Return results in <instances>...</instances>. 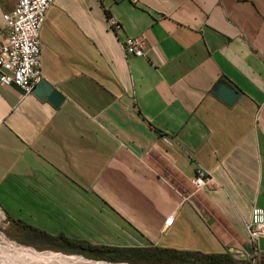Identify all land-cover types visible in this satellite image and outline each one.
Returning <instances> with one entry per match:
<instances>
[{
  "label": "crops",
  "instance_id": "1",
  "mask_svg": "<svg viewBox=\"0 0 264 264\" xmlns=\"http://www.w3.org/2000/svg\"><path fill=\"white\" fill-rule=\"evenodd\" d=\"M15 4L0 0V43ZM129 37L144 57L123 56ZM39 40L41 80L63 101L0 87L11 239L40 254L81 256L36 233L245 261V223L264 210V0H55ZM198 168L212 178L200 189ZM257 249L264 264V239Z\"/></svg>",
  "mask_w": 264,
  "mask_h": 264
},
{
  "label": "built area",
  "instance_id": "2",
  "mask_svg": "<svg viewBox=\"0 0 264 264\" xmlns=\"http://www.w3.org/2000/svg\"><path fill=\"white\" fill-rule=\"evenodd\" d=\"M15 1L14 9L2 16L6 38L0 43V87L13 85L24 93H30L41 80L39 32L46 13L55 0ZM107 21L110 27H118L114 18L108 17ZM120 49L124 57L145 56L144 41L140 37L126 38L120 44ZM211 180L210 173L198 168L193 185L200 189L206 187ZM245 229L251 250L245 254L244 259L247 264H258L257 245L260 239H264L263 209L252 207Z\"/></svg>",
  "mask_w": 264,
  "mask_h": 264
},
{
  "label": "trees",
  "instance_id": "3",
  "mask_svg": "<svg viewBox=\"0 0 264 264\" xmlns=\"http://www.w3.org/2000/svg\"><path fill=\"white\" fill-rule=\"evenodd\" d=\"M30 232L34 233V231ZM36 234L46 243L52 246L56 245L61 250L106 262H126L130 264H247L246 261L235 260L227 253L203 254L162 248L117 249L94 247L80 241L68 240L62 237L53 238L42 233Z\"/></svg>",
  "mask_w": 264,
  "mask_h": 264
},
{
  "label": "rangeland",
  "instance_id": "4",
  "mask_svg": "<svg viewBox=\"0 0 264 264\" xmlns=\"http://www.w3.org/2000/svg\"><path fill=\"white\" fill-rule=\"evenodd\" d=\"M5 227H7V226H6V223H5L4 219L3 218H0V250H1V252H0V262L2 264H10L11 263V261H9V259H8L9 258L8 256L5 257V259L3 258V260L1 259V257H4V255L2 253H5L6 252V254H9V252L7 251L8 249L14 250L13 248H11L13 246L16 247V250H14V251L16 253L19 252L21 254H24L25 252L27 253V250L28 249H32L33 251L40 250V249H36L38 247H36V248L25 247V246L22 247L23 245H19V242H21L22 240L20 238L11 239L12 236L9 235V233L7 232V230H6ZM26 248H28V249H26ZM28 251H29L28 254H31L32 256H35L37 258H43L45 260H49L53 264H64L67 261L68 262H71L72 261V259L59 260V259H55V258H47L45 256H38L35 253L31 252L30 250H28ZM50 254L51 253H49L48 255H50ZM58 256H65V257H67V256H76V255H65V254L63 255V254H59ZM7 260H8V262H7ZM81 260H83V259H81ZM87 260H89V259H87ZM83 261H85V260H83ZM73 262H75V261H73ZM86 262H88V261H86ZM104 262H106V261H104ZM106 263H109V264H117V263H114V262H106ZM118 264H130V263L118 262ZM146 264H153V263H146Z\"/></svg>",
  "mask_w": 264,
  "mask_h": 264
},
{
  "label": "bare ground",
  "instance_id": "5",
  "mask_svg": "<svg viewBox=\"0 0 264 264\" xmlns=\"http://www.w3.org/2000/svg\"><path fill=\"white\" fill-rule=\"evenodd\" d=\"M14 245V244H13ZM13 248L14 250H16V247H11ZM28 249V248H26ZM14 250L12 249H8L7 251L9 252V254H6L5 253H2L4 255V257H1V259L3 260V258L5 259V257H9V261H11L10 264H53L52 262H50L49 260H45L43 258H37L35 256H32L31 254H28L30 250L31 252L35 253L36 255L38 256H46L47 258H55V259H59V260H68V259H72L70 257H65V256H58V255H55L53 253H51L50 255L48 254H40V253H37L36 251H33L31 249H28L27 250V253L25 252L24 254H21L19 252H15ZM1 252V250H0ZM11 255V256H10ZM77 258H81L79 256H76ZM83 259V258H81ZM85 260V259H83ZM79 260V259H76V260H73L72 259V262H66L64 264H104V263H94V262H91V261H88V260ZM75 261V262H73ZM88 261V262H86ZM8 262V260H7Z\"/></svg>",
  "mask_w": 264,
  "mask_h": 264
},
{
  "label": "water",
  "instance_id": "6",
  "mask_svg": "<svg viewBox=\"0 0 264 264\" xmlns=\"http://www.w3.org/2000/svg\"><path fill=\"white\" fill-rule=\"evenodd\" d=\"M35 88V90L45 96L47 101L54 107L59 106L63 101V96L57 90L53 89V87L49 86L44 80H40ZM236 95V91L225 85L218 87V97L227 104H231L236 98Z\"/></svg>",
  "mask_w": 264,
  "mask_h": 264
}]
</instances>
